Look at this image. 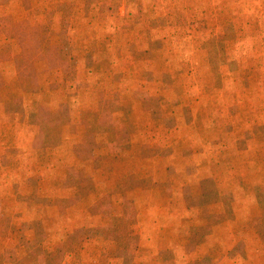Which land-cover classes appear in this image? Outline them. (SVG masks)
<instances>
[{
	"label": "rangeland",
	"instance_id": "rangeland-1",
	"mask_svg": "<svg viewBox=\"0 0 264 264\" xmlns=\"http://www.w3.org/2000/svg\"><path fill=\"white\" fill-rule=\"evenodd\" d=\"M264 0H0V264H264Z\"/></svg>",
	"mask_w": 264,
	"mask_h": 264
},
{
	"label": "crops",
	"instance_id": "crops-1",
	"mask_svg": "<svg viewBox=\"0 0 264 264\" xmlns=\"http://www.w3.org/2000/svg\"><path fill=\"white\" fill-rule=\"evenodd\" d=\"M263 256H264V241H263Z\"/></svg>",
	"mask_w": 264,
	"mask_h": 264
}]
</instances>
